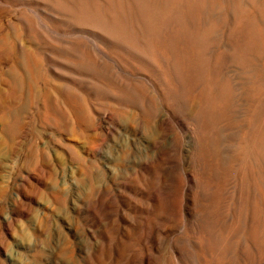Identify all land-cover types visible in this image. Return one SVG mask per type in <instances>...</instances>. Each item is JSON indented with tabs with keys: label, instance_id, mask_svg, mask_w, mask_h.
I'll return each mask as SVG.
<instances>
[{
	"label": "rangeland",
	"instance_id": "rangeland-1",
	"mask_svg": "<svg viewBox=\"0 0 264 264\" xmlns=\"http://www.w3.org/2000/svg\"><path fill=\"white\" fill-rule=\"evenodd\" d=\"M0 264H264V0H0Z\"/></svg>",
	"mask_w": 264,
	"mask_h": 264
},
{
	"label": "bare ground",
	"instance_id": "bare-ground-1",
	"mask_svg": "<svg viewBox=\"0 0 264 264\" xmlns=\"http://www.w3.org/2000/svg\"><path fill=\"white\" fill-rule=\"evenodd\" d=\"M256 40V39H255ZM256 43H258L259 41L258 40H256L255 41ZM260 45V44H259ZM258 44H257V46H259ZM255 47V46H254ZM261 47V46H260ZM258 48V47H257ZM254 49V48H253ZM256 50V49H255ZM257 51H259V50H257ZM241 52V51H240ZM254 52V51H253ZM242 58V57H241Z\"/></svg>",
	"mask_w": 264,
	"mask_h": 264
}]
</instances>
